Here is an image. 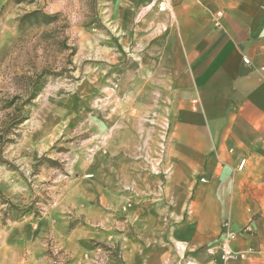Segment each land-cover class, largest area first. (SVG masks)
<instances>
[{
  "label": "rangeland",
  "instance_id": "1",
  "mask_svg": "<svg viewBox=\"0 0 264 264\" xmlns=\"http://www.w3.org/2000/svg\"><path fill=\"white\" fill-rule=\"evenodd\" d=\"M111 1L0 0V264H109L90 232L95 216L124 222L140 203L128 166L152 181L171 172L167 121L142 109L136 51L110 23ZM33 11L53 20L23 18ZM159 203L170 218L174 202ZM195 207L182 202L173 225Z\"/></svg>",
  "mask_w": 264,
  "mask_h": 264
},
{
  "label": "crops",
  "instance_id": "2",
  "mask_svg": "<svg viewBox=\"0 0 264 264\" xmlns=\"http://www.w3.org/2000/svg\"><path fill=\"white\" fill-rule=\"evenodd\" d=\"M159 1L112 0L109 20L136 51L143 111L167 121L162 167L171 172L152 181L128 166L140 203L124 222L95 216L90 235L109 245V264H264V0H168L166 10ZM190 198L193 213L173 225ZM163 200L174 202L170 218ZM224 222L242 258L207 250Z\"/></svg>",
  "mask_w": 264,
  "mask_h": 264
},
{
  "label": "built area",
  "instance_id": "3",
  "mask_svg": "<svg viewBox=\"0 0 264 264\" xmlns=\"http://www.w3.org/2000/svg\"><path fill=\"white\" fill-rule=\"evenodd\" d=\"M168 8V0H160L158 2V9L159 10H166ZM244 63H248L247 58H243ZM243 162L240 164V168L242 167ZM236 232L231 228L230 224L228 222H224L223 224V231L220 238V241L218 242L216 247L209 248L208 251L211 254L218 253L221 259L226 262L230 259H237L242 258L244 256V252L240 251H233L229 247V242L233 240L236 237ZM96 260L99 261V258H96Z\"/></svg>",
  "mask_w": 264,
  "mask_h": 264
},
{
  "label": "trees",
  "instance_id": "4",
  "mask_svg": "<svg viewBox=\"0 0 264 264\" xmlns=\"http://www.w3.org/2000/svg\"><path fill=\"white\" fill-rule=\"evenodd\" d=\"M40 17L41 21L45 22V23H48V22H51L53 20V16H47V15H41L40 16V13L39 11H33L31 13H28L26 14L23 18L26 19V18H34L35 19V23H37L36 20H38Z\"/></svg>",
  "mask_w": 264,
  "mask_h": 264
},
{
  "label": "bare ground",
  "instance_id": "5",
  "mask_svg": "<svg viewBox=\"0 0 264 264\" xmlns=\"http://www.w3.org/2000/svg\"><path fill=\"white\" fill-rule=\"evenodd\" d=\"M182 250V249H181Z\"/></svg>",
  "mask_w": 264,
  "mask_h": 264
}]
</instances>
